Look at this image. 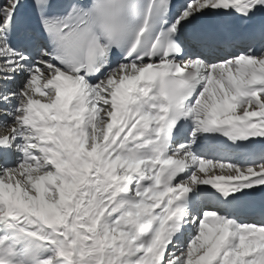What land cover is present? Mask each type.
<instances>
[{
	"label": "snow or ice",
	"instance_id": "snow-or-ice-1",
	"mask_svg": "<svg viewBox=\"0 0 264 264\" xmlns=\"http://www.w3.org/2000/svg\"><path fill=\"white\" fill-rule=\"evenodd\" d=\"M0 264H264V0H0Z\"/></svg>",
	"mask_w": 264,
	"mask_h": 264
}]
</instances>
